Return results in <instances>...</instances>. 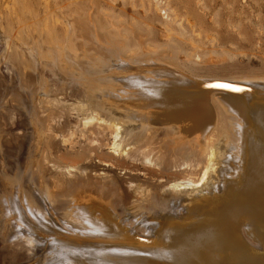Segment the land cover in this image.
<instances>
[{
  "label": "rangeland",
  "instance_id": "1",
  "mask_svg": "<svg viewBox=\"0 0 264 264\" xmlns=\"http://www.w3.org/2000/svg\"><path fill=\"white\" fill-rule=\"evenodd\" d=\"M121 60L162 62L200 80H264V0H0L1 202L33 204L45 220L61 226L66 225L64 200L72 192L104 188L117 208H124L126 187L160 199L166 183L190 177L192 166L179 171L185 161L180 156L169 160L172 176L155 170L157 156L180 147L160 133L156 149L144 160L139 155L155 167L149 173L125 165L124 159L135 163L129 151L111 155L110 130L98 123L108 118L98 106L110 94L112 67ZM84 117L94 122L83 124ZM215 131L216 126L211 134ZM220 140L229 142L226 135ZM136 195L131 201L141 206L139 216L167 211L163 204L149 205L156 198L145 202ZM2 205L0 224L7 219ZM241 235L248 248L262 253L263 246L243 226ZM3 236L0 264H42L45 258L51 264L56 258L50 238L16 237L8 243Z\"/></svg>",
  "mask_w": 264,
  "mask_h": 264
},
{
  "label": "bare ground",
  "instance_id": "2",
  "mask_svg": "<svg viewBox=\"0 0 264 264\" xmlns=\"http://www.w3.org/2000/svg\"><path fill=\"white\" fill-rule=\"evenodd\" d=\"M114 66L112 90L98 106L99 115L108 118L98 123L110 130L111 155L129 151L135 163L124 159L125 165L146 172L158 166L155 170L164 176L173 174L167 166L170 158L174 162L180 156L185 161L179 171L192 166L191 175L186 174L190 177L162 186L161 198L153 197L155 204L141 192L151 199L145 202L152 208L167 207L153 215H138L141 206L131 200L139 192L127 187L124 208H117L104 188L100 193L96 188L72 192L64 200L66 225L61 226L45 220L33 204L8 198L5 204L0 201L7 218L0 224V236L8 243L16 237H39L42 242L50 238L57 264H264V80H200L158 61L130 65L121 60ZM93 119L85 118L83 124ZM158 133L180 147L157 156V166L151 167L141 158L156 149ZM222 135L227 144L220 140ZM146 147L148 152L141 151ZM218 185L221 192L216 195ZM204 188L209 191H201ZM242 226L263 246L262 253L243 243Z\"/></svg>",
  "mask_w": 264,
  "mask_h": 264
}]
</instances>
